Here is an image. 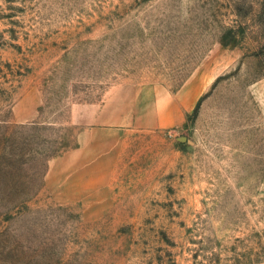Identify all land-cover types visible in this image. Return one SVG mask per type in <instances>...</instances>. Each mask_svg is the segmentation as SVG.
<instances>
[{
  "label": "rangeland",
  "instance_id": "1",
  "mask_svg": "<svg viewBox=\"0 0 264 264\" xmlns=\"http://www.w3.org/2000/svg\"><path fill=\"white\" fill-rule=\"evenodd\" d=\"M194 74L202 93L179 126L80 144L91 129L70 124L73 105L115 85L177 93ZM29 93L38 125L15 119ZM256 98L264 0H0V264H264ZM81 146L76 178L44 186L49 160Z\"/></svg>",
  "mask_w": 264,
  "mask_h": 264
},
{
  "label": "crops",
  "instance_id": "2",
  "mask_svg": "<svg viewBox=\"0 0 264 264\" xmlns=\"http://www.w3.org/2000/svg\"><path fill=\"white\" fill-rule=\"evenodd\" d=\"M202 77L195 74L188 79L185 85L177 92L170 94L162 87L141 88L133 85H115L108 89L103 98L106 101L100 105H73L70 109V124L82 128L79 141L82 145L87 136L94 130L105 127L143 126L151 128H169L179 126L185 114L190 113L196 98L202 93ZM153 89V90H152ZM35 98V100L33 99ZM34 93H29L20 100L14 108L16 122L19 124L38 125L40 117V101ZM120 98H127L123 105L118 103ZM139 98H153L151 107L140 110ZM33 99V101H32ZM166 101V106L164 104ZM264 113V98H256ZM31 104L27 107V104ZM122 103V102H121ZM171 104V108L169 105ZM170 113L173 122L164 124L163 117ZM33 122V123H31ZM83 146L66 151L54 156L48 162L47 172L44 177V186L56 193L54 185L75 179L76 175H68L69 170H76L78 162L75 159L82 157ZM81 161V160H80ZM79 168L83 169L80 162ZM57 194V193H56Z\"/></svg>",
  "mask_w": 264,
  "mask_h": 264
}]
</instances>
